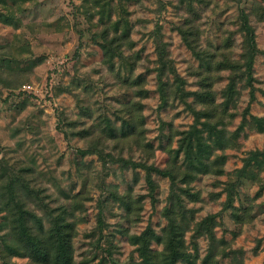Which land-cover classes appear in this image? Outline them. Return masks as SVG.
Segmentation results:
<instances>
[{
    "label": "rangeland",
    "instance_id": "374dc122",
    "mask_svg": "<svg viewBox=\"0 0 264 264\" xmlns=\"http://www.w3.org/2000/svg\"><path fill=\"white\" fill-rule=\"evenodd\" d=\"M193 6L203 47L241 60L244 10L261 52L253 65L255 98L237 72L224 123L213 134L202 131L203 142L216 144L211 159L226 157L224 173H200L186 185L199 199L182 195L187 207L180 217L193 256L180 264H264L260 182L245 178L237 186L235 205L250 207L247 214L224 208V183L236 178L250 152L264 150V129L251 120L264 117V0H196ZM187 14L181 0H0V264H37L16 243L22 216L44 238L57 221L72 222L73 264H142L133 236L148 226L164 235L171 179L153 172L150 186L146 169L136 164L184 168L181 132L196 120L172 94L174 75L192 92L204 69L179 30ZM116 21L125 40L118 49L117 40L111 44L109 62L98 34L107 29L116 36ZM159 26L174 70L164 85L167 101L159 91ZM230 75V69L213 72L218 103ZM256 171L264 183V165ZM210 214L216 239L197 229ZM152 247L162 251L164 244L154 240Z\"/></svg>",
    "mask_w": 264,
    "mask_h": 264
},
{
    "label": "trees",
    "instance_id": "16d2710c",
    "mask_svg": "<svg viewBox=\"0 0 264 264\" xmlns=\"http://www.w3.org/2000/svg\"><path fill=\"white\" fill-rule=\"evenodd\" d=\"M196 0H181L186 5L187 16L183 24L179 26L182 38L187 47L192 51L193 55L200 61V66L204 68L199 70L200 75L199 88L195 91H187L184 89L185 80L180 76H175V87L172 90L178 98H181L192 110L195 115V124L191 125L189 129L181 132L182 143L180 144V150L184 154L183 165L181 168L177 163H173L168 167H158L156 165H147L145 163H137V166H142L147 171V179L150 186L154 187V180L152 173L156 172L163 176H167L171 179L172 189L170 194V205L165 208L164 216L168 223L164 229V235H159L156 231L148 226L139 235L133 236L132 242L137 245L139 255L142 259V264H180L181 260H188L193 256L188 251L185 241V232L188 229L187 225L181 222V217L186 216L183 214L187 206H185L183 194L191 196L192 201H197L199 195L192 193L190 188L186 185L190 183L200 173H211L222 175L224 173L223 164L225 161L224 155H215L212 160L211 156L214 154L215 146L203 142L202 131L217 130L220 124L224 123L226 112L229 108V104L233 98L234 93L237 91V72H240L245 77V82L250 88V95L255 98L254 81L255 76L253 72V65L256 55L261 52L256 41V29L250 23L249 16L244 10H241L239 15V31L243 35L244 52L241 54V60L235 59L231 56L230 51H222L221 57L218 54L203 47L200 44L199 27L195 22L194 16H196L197 9L193 6ZM206 1V0H200ZM208 2V0H207ZM117 25V35L110 36V32H101L105 34H98V37L104 40L105 56L108 58L111 56L112 49L111 44L117 40V49L121 48L123 41L125 40L123 32L118 31L120 21L115 22ZM114 23V24H115ZM160 26L155 29V38L157 41V54H158V79H159V91L161 99L167 101L169 96V88L164 87L166 80H168V73L174 71L172 67V61L169 58V53L163 47L160 39ZM228 46L232 47L231 41ZM109 43V44H108ZM110 53V56H109ZM111 57L109 58V62ZM172 69V70H171ZM222 69H230L232 75H230L229 83L227 85L225 100L223 103L217 102L216 93L213 89V72ZM173 73V72H172ZM168 85L170 84L167 82ZM169 92V93H168ZM264 94V91H263ZM168 95V96H167ZM193 97L192 102H189V97ZM224 104L226 107H223ZM233 116V114H230ZM204 118V120H200ZM251 120L258 124L259 130L264 129V117L251 116ZM200 121V122H198ZM248 122V121H246ZM137 123V122H136ZM248 123H251L249 121ZM199 125H202L199 127ZM206 127V130L203 127ZM136 128V126H135ZM225 128V127H223ZM239 129V128H238ZM226 132V131H225ZM238 137V132L235 133ZM222 142L219 144V148H225L227 144L226 135L221 137ZM82 153L88 150H80ZM264 165V150H255L250 152L249 156L244 159V165L242 168L236 171V178L230 179L224 183V191L227 193L224 208L234 209L236 212L243 210V215L247 214L250 207L240 204L235 205L238 188L237 186L243 183L245 178L253 179L260 182L261 190L260 194L264 190V183L259 175V171L255 172V168H261ZM182 186V185H184ZM234 215H240L239 213ZM215 214H210L203 218L197 224V229L200 234H208L211 238H215L214 226H215ZM101 222V219H100ZM75 225L72 222H65V220L57 221L53 226L52 231L47 237H40L34 234L24 216H22L15 228L16 243L21 245L27 255L37 264H73L74 260V248L72 243L73 232L72 228ZM157 241L164 244L162 251H156L152 247V242ZM259 239L258 242H261ZM257 251V250H256ZM210 253V250L208 251ZM204 264V263H203ZM206 264V263H205Z\"/></svg>",
    "mask_w": 264,
    "mask_h": 264
},
{
    "label": "built area",
    "instance_id": "2783aa9c",
    "mask_svg": "<svg viewBox=\"0 0 264 264\" xmlns=\"http://www.w3.org/2000/svg\"><path fill=\"white\" fill-rule=\"evenodd\" d=\"M25 88L30 89V88H32V86L31 85H28Z\"/></svg>",
    "mask_w": 264,
    "mask_h": 264
}]
</instances>
